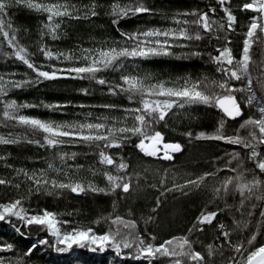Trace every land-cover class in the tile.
<instances>
[{
  "label": "trees",
  "instance_id": "trees-1",
  "mask_svg": "<svg viewBox=\"0 0 264 264\" xmlns=\"http://www.w3.org/2000/svg\"><path fill=\"white\" fill-rule=\"evenodd\" d=\"M47 2L63 3L65 0H47ZM67 2L76 5L80 9L81 16L93 3L98 13L89 19L64 18L59 29L60 39L53 41L47 36L44 37L43 43L53 52L72 53L74 56H79L81 50L86 48L121 46L124 43L120 35L121 31L132 33L149 28L176 27L172 23V18L178 17L191 21L195 17L191 15L185 17L179 14L191 13L193 10L201 13L209 12V16L213 17L210 9L216 8L213 18L221 20L224 17L217 0H143L144 5L152 10L151 14L144 13L119 19L118 24L114 25L113 20L116 17L110 15V6L115 2L127 3L128 0H67ZM244 2L246 0H231L230 5L233 14L237 17V23L235 31L227 34L228 39L231 40L228 47L232 49L237 60L241 56L242 42L245 38L244 33L247 31L249 17L255 15L251 12L240 11V6ZM9 15L13 27L17 29L19 43L27 47L30 54H34L30 55V58L38 66L43 65L42 70L51 71L53 65L57 68H67L84 63L83 60L77 64L75 61L63 59L60 61L44 59L38 47L41 43V25L47 22V14L19 6L12 8ZM218 34L221 37L220 40L210 38L212 34H204L205 39L194 42L188 48L174 47L173 55L125 60L124 69L120 71L109 69L98 73L97 77H103L112 84L122 83L120 80L122 74L148 77L147 82L149 83L166 81L170 85L176 81L183 83L185 79L197 81L207 77L209 81L220 80L222 74L216 71V66L210 62L207 55V53L218 54L213 46L223 47L225 45V33ZM11 51L6 41L0 36V75H3L5 79H27L30 82L22 89L11 90L5 99H15L17 104L38 105L34 108L21 109L20 114L68 123L93 121L97 117L105 116L110 120L112 117L123 120L127 114L122 109L139 106L136 100L130 102L127 94L111 95L106 85L102 86L87 79L37 80L36 74L31 69L15 60L14 57L5 58L2 55V53ZM191 51H200L203 55L190 56L188 54ZM252 59L254 62L261 59L260 51L255 45L252 49ZM249 70L252 74V89L257 98L264 101V89L258 84L261 78L260 71L255 64H250ZM12 73H15V76H12ZM231 83L236 87H242L247 80L231 81ZM85 88L89 91L88 95L82 92ZM236 95L238 100L244 96L243 93H236ZM45 104H60L66 107L49 110L43 107ZM102 105L117 107L108 109ZM241 108L243 115L235 120L225 117L217 108L205 105H192L185 109L174 108L166 120L155 125L154 128L164 135L166 143H180L183 146L179 155H174V159L170 161L146 156L136 147L140 137L133 136L124 143L122 148L107 150L117 163L120 162V158H123L128 165L126 173L120 172L119 175L127 174L132 177L130 191L122 193L120 189H117L111 194L93 191L77 194L68 189L49 190L48 187L40 191L29 192V188L34 185L23 174L17 175V171L24 169L31 174L43 170L49 179L63 182L71 180L82 182L85 186L92 184L97 188L107 189L109 185L104 178V172L109 171L116 175L115 166L100 164L97 150L83 144H69L59 149H50L36 143H28V140H39L43 144L44 134L20 127L12 121H4L3 106L0 105V135L7 138L11 134L13 138H19V142L15 144H0V157H2L0 158V177L11 180L13 184H20L19 189L11 185H0V202L25 196L27 207L34 211L47 209L57 212L61 214L59 216L61 220L71 221V224L67 226L69 228L90 226L93 221L101 217L121 215L136 220L138 231L142 234L154 235L156 244L174 236L188 235L189 239L194 242L193 250L204 256V264H229V258L236 254L228 241L233 244L243 241L246 244L251 235L256 233L257 225H259V234L254 246L264 243V219L260 216L261 211H264V200L245 199L234 190L233 185H229L228 194L221 192L219 196L215 194L214 188L219 187L225 178L237 175L236 172L229 170L238 165V161L232 160L229 155L232 151L240 153V160L243 161L242 167L254 169L262 182H264V173L256 169L255 164L247 158V152L250 150L217 140H197L195 136L199 132L214 133L222 120L224 121V134L226 136L236 135L239 125L245 119L250 116L259 118L255 102L247 107L241 103ZM89 113H91L90 117ZM124 123L131 125V118ZM117 126L122 125L118 123ZM187 132H191L192 137L186 136ZM239 134L246 136L247 130L239 129ZM61 151L76 152L77 156L75 159L61 161L59 159ZM259 151L264 155V145L260 146ZM230 160L231 164L228 165ZM49 163L60 171L49 169ZM148 167L155 169L153 174H144V169ZM217 169L222 170L217 172ZM208 172H217V174L207 177L199 188L188 186L184 192L172 191L161 195L164 189L171 188L173 184H184L185 181L196 179ZM245 177L247 180L252 178L248 172H245ZM162 178L165 181L163 187H161ZM151 185H156V187H151ZM138 186L141 187L139 191ZM262 190H264V184H262ZM157 198L160 200L158 208L156 207ZM153 208H156L155 212L152 211ZM201 212H217L218 215L211 225L203 226V232L193 230L189 234L188 229L192 228ZM149 217L153 219L148 220ZM145 221L148 222L145 223ZM219 224L225 225L223 231L230 233L228 241L221 235L222 230L218 227ZM94 227L98 233H102L106 230L107 224L101 223ZM46 235V232L33 228L30 236L25 239L7 224L0 222V246L13 245L11 251L0 252V258L5 260V264L9 262L16 264V261L21 258L24 264H145L143 261L117 257L111 250L92 252L86 249H74L69 253H57L49 246H41L30 255H26L31 244ZM49 244H51V238H49ZM209 246H211V255H209ZM127 251L130 250H125ZM153 264H165V262L159 261Z\"/></svg>",
  "mask_w": 264,
  "mask_h": 264
},
{
  "label": "snow or ice",
  "instance_id": "snow-or-ice-1",
  "mask_svg": "<svg viewBox=\"0 0 264 264\" xmlns=\"http://www.w3.org/2000/svg\"><path fill=\"white\" fill-rule=\"evenodd\" d=\"M220 10L224 13L221 20L214 19L216 8L210 11L213 17L209 16V12H199L193 10L191 13H182L180 16H193V20L172 18V23L176 27L170 28H149L144 31L126 33L121 31L124 43L117 46L86 48L81 50L79 56L72 53L53 52L50 47L43 43L44 37L47 36L55 41L60 39L59 29L64 18L69 19H89L98 15L95 11V3L81 16L80 9L74 4L65 2L49 3L47 0H0V36L6 41L7 46L12 50L10 53L5 52L2 55L5 58L14 57L15 60L21 62L28 69L36 74L37 80H55L59 78L87 79L95 83L107 86L111 95L127 94L130 102L136 100L138 105L134 108L122 109L127 115L121 120L118 117H97L93 121L85 120L84 122H57L53 120H43L36 117L20 114V110L24 108H34L38 105L23 103L17 104L15 99L6 100L5 97L13 89H22L30 81L27 79L15 80L5 79L0 75V105L3 106L2 117L4 121H12L16 125L29 129L34 132H41L43 136V144L39 140H28V143H36L41 147L50 149H59L64 145L83 144L89 148L97 150L99 155V163L105 166H115L116 175L112 172L105 171L104 178L108 182L109 187L97 188L92 184L85 186L82 182L69 180L68 182L49 179L47 173L41 170L39 173L29 174L24 169H19L17 175L23 174L24 177L34 185L29 188V192L40 191L45 187L51 189H68L73 193H83L85 191L103 192L105 194L114 193L120 189L122 193H128L132 186V177L129 175H119L125 172L128 165L120 158L117 163L113 155L108 154L107 150L112 148H122L124 143L133 136L140 137L136 147L146 156L155 157L162 160H173L174 153L183 150L180 143L165 142L164 135L160 131H156L154 126L164 122L169 113L174 108L185 109L192 105H205L215 107L220 110L225 117L235 120L243 115L241 103L245 106L256 103L259 118L250 116L245 119L239 129L247 130L246 136L239 134L226 136L224 134V121L222 120L214 133L199 132L195 139L217 140L227 144L240 146L247 152V158L255 164V168L264 173V155L259 151L260 146L264 145V101L257 98L255 91L252 89V74L249 70L250 64H255L260 71L261 78L258 80L259 86L264 89V0H246L241 6L240 11L251 12L255 15L249 17L247 31L244 33L243 47L240 59H236L232 49L228 47L231 40L228 39V33L235 31L237 17L233 14L230 6L231 0H217ZM25 6L35 12L47 14L46 23L41 25V43L38 51L43 54L45 60H65L79 61L83 60V64L79 66H71L67 68H57L52 66L51 71L42 70L43 65H37L30 58L27 47L19 43L17 39V29L12 25V19L9 11L12 8ZM152 10L146 7L143 0H128L127 3L121 4L115 2L110 6V15L116 17L113 24H118L119 19L134 17L139 14L149 13ZM202 30V31H201ZM203 32V34H202ZM224 32L226 41L223 47L213 46L217 55L207 53L209 60L216 66V71L222 74L220 80L209 81L207 77L191 81L185 79L183 83L176 81L171 85L169 82L160 81L157 83H149L148 77H140L131 74H122L120 80L122 83L112 84L111 81L103 77L98 78L97 74L111 69L112 71H120L125 68V60L148 59L154 56L173 55L174 47L188 48L194 42H199L206 38L204 34H212L210 38L220 40L218 33ZM11 33V35H10ZM256 46L260 51L261 59L254 62L252 59V49ZM190 56H201L200 51H191ZM67 74V75H64ZM74 74V75H73ZM15 76V73L11 74ZM247 83L242 87L234 86L231 81H243ZM84 95H88V89H82ZM236 93H243L241 100L237 99ZM43 107L49 110H56L66 105L45 104ZM83 107V105H81ZM104 108L114 109L115 105H102ZM91 116V113L88 114ZM131 118L132 124L128 125L124 121ZM122 126H117V124ZM165 126H167L165 124ZM186 136L192 137L191 132L185 133ZM19 142V138H13L11 134L6 138L0 135V144H15ZM232 160H237L236 168H229L230 171L236 172L235 177L225 178L219 187L214 188L217 196L223 192L228 194L229 185H233L234 190L239 192L241 197L245 199L264 200V190H262V182L255 174L254 169H244L243 161L240 160V153L232 151L229 153ZM76 152L67 153L61 151L59 159H75ZM2 158V157H0ZM231 160L228 161V165ZM48 168L53 171L56 169L53 164L49 163ZM222 169H217V172ZM217 172H208L197 177L189 179L184 184H173L171 188H166L161 192L163 196L166 192L180 191L188 186L199 188L204 180L209 176H215ZM245 172L251 174L252 178L247 180ZM235 181V183H234ZM165 181L161 179V187ZM0 185L19 189L20 184L9 179L0 177ZM156 187V185H151ZM186 194V193H185ZM247 194V195H246ZM27 197L22 196L14 198L7 202H0V222L7 224L17 234L27 239L33 228L46 232L47 235L36 239L28 249L26 255H30L34 250L41 246H49L57 253H69L74 249H86L92 252L113 251L117 257L123 259H131L135 261H143L145 264H153V262L164 261L165 264H204V256L193 250V241L188 235L174 236L170 239L156 244V237L150 233L142 234L138 231L137 221L131 218H125L121 215H109L101 217L92 222L90 226L67 227L71 224L69 220H61V214L43 209L34 211L26 206ZM160 204L157 198L156 207ZM255 207V205H253ZM115 207V205H114ZM153 212L156 208L152 209ZM70 215V213H69ZM218 215L217 212H201L196 218V222L192 228L188 229L189 234L193 230L203 232L204 225H211ZM251 215V213H249ZM260 216L264 219V211ZM153 219L149 217L148 220ZM148 221H145L147 223ZM106 223L107 228L104 232L98 233L94 225ZM222 230L221 235L228 241L230 233L223 231L225 225L219 224ZM247 227V225H244ZM23 229V231H22ZM259 234V225L255 234L247 240L246 244L239 241L233 244L228 241L236 255L229 258V264H264V243L254 246ZM51 238V244H49ZM12 244L0 246V252L11 251ZM125 250H130L125 252ZM209 255H211V246H209ZM0 264H5V260L0 258ZM11 264V262H9ZM16 264H24L23 258L18 259Z\"/></svg>",
  "mask_w": 264,
  "mask_h": 264
},
{
  "label": "rangeland",
  "instance_id": "rangeland-1",
  "mask_svg": "<svg viewBox=\"0 0 264 264\" xmlns=\"http://www.w3.org/2000/svg\"><path fill=\"white\" fill-rule=\"evenodd\" d=\"M145 170V171H144ZM143 171H144V174H148V175H151V174H153L154 173V171H155V169L154 168H150V167H148V169H144ZM154 170V171H153ZM141 187L140 186H138L137 187V190L139 191V189H140Z\"/></svg>",
  "mask_w": 264,
  "mask_h": 264
},
{
  "label": "water",
  "instance_id": "water-1",
  "mask_svg": "<svg viewBox=\"0 0 264 264\" xmlns=\"http://www.w3.org/2000/svg\"><path fill=\"white\" fill-rule=\"evenodd\" d=\"M239 118V117H238ZM182 152V151H181ZM181 152L179 153H174L173 155H179ZM164 161H170V160H164Z\"/></svg>",
  "mask_w": 264,
  "mask_h": 264
}]
</instances>
